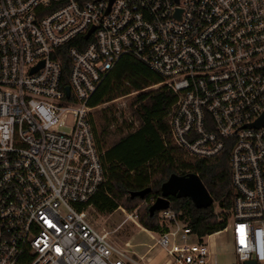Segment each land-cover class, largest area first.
<instances>
[{"label": "built area", "instance_id": "2783aa9c", "mask_svg": "<svg viewBox=\"0 0 264 264\" xmlns=\"http://www.w3.org/2000/svg\"><path fill=\"white\" fill-rule=\"evenodd\" d=\"M126 56L174 96L184 156H228L225 228L158 212L164 264H214L221 232L264 264V0H0V264H137L87 212L107 181L89 102Z\"/></svg>", "mask_w": 264, "mask_h": 264}, {"label": "trees", "instance_id": "16d2710c", "mask_svg": "<svg viewBox=\"0 0 264 264\" xmlns=\"http://www.w3.org/2000/svg\"><path fill=\"white\" fill-rule=\"evenodd\" d=\"M68 65H65V78ZM163 80L142 63L130 58H121L92 96L89 106L106 107L115 100L135 94L131 103L132 115L138 127L132 133L114 141L104 148L108 136L107 127L115 120L110 110L103 112L100 133L95 134L101 150H104L102 164L107 181L89 205L101 214H111L127 204L142 201L130 198L132 192L151 188L144 199L151 201L160 196L161 185L173 174L186 176L195 174L213 199L207 209H196L187 198H168L169 209L180 214V219L200 236L222 231L226 225V211L229 209L227 193L230 171L228 156L225 154L214 160H200L184 156L183 152L170 140L167 112L174 96L167 86L148 89ZM143 199V200H144ZM215 204L220 212L215 214ZM128 210L132 207L128 206ZM139 225L147 231L159 232L158 213L150 216L148 210L139 219Z\"/></svg>", "mask_w": 264, "mask_h": 264}, {"label": "rangeland", "instance_id": "374dc122", "mask_svg": "<svg viewBox=\"0 0 264 264\" xmlns=\"http://www.w3.org/2000/svg\"><path fill=\"white\" fill-rule=\"evenodd\" d=\"M135 94L119 98L115 100L111 105L106 107H100L92 112V118L96 127L97 133H100L102 127L101 117L103 116L104 108L107 111L110 110V114L115 119L107 129L106 145L104 148L110 147V145L117 141L122 136L135 131L138 127L136 117L132 115L131 103L133 102ZM146 199L142 201H135L127 204L121 203L116 211L111 214H101L93 206L87 209L88 219L90 224L98 231L107 236V239L119 250L123 251L128 257L138 262V264H147V251L154 245L158 235H148L141 230L139 225V219L146 215L148 205ZM128 206L132 209L128 210ZM215 208L218 205L215 204ZM123 210V211H122ZM136 214V218L132 216ZM131 216V218H129ZM133 217V218H132ZM209 243L215 245L214 251V264H234L235 257L233 247L231 246V240L228 232H221L220 234L212 236ZM153 249V248H152ZM155 254L156 252L153 251ZM151 254V255H154ZM142 257V258H141ZM167 258L165 256H156L157 264L166 263Z\"/></svg>", "mask_w": 264, "mask_h": 264}, {"label": "water", "instance_id": "95a60500", "mask_svg": "<svg viewBox=\"0 0 264 264\" xmlns=\"http://www.w3.org/2000/svg\"><path fill=\"white\" fill-rule=\"evenodd\" d=\"M177 1V0H175ZM113 0H110V4ZM66 94L69 93V89L66 88ZM264 123V115L255 124L256 127L261 126ZM152 192L151 188H146L141 191L132 192L130 198L144 199ZM175 197L177 199L187 198L189 199L196 209H207L213 204V199L202 184L199 177L195 174H189L186 176L171 175L160 187V196H158L151 206L148 208L150 216H154L155 213L165 211L169 209L170 201L168 198ZM245 264H254L253 262H245Z\"/></svg>", "mask_w": 264, "mask_h": 264}, {"label": "crops", "instance_id": "0c3cea01", "mask_svg": "<svg viewBox=\"0 0 264 264\" xmlns=\"http://www.w3.org/2000/svg\"><path fill=\"white\" fill-rule=\"evenodd\" d=\"M92 121H93V131H94V136H95V139H96V142H97V146H98V148H99V150L102 152V153H104V150H101V148L99 147V144H98V141H97V135L95 134V125H94V120H93V118H92ZM141 230L143 231V232H145L146 234H148V235H154V234H156V233H154V232H150V231H147V230H145L144 228H142L141 227ZM214 236V235H213ZM212 238V237H211ZM210 238V239H211ZM157 240V239H156ZM156 240H155V243H154V245L151 247V249H149L148 251H147V254H148V258H147V260H148V263L147 264H157L156 263V256H157V254H158V256H159V258H160V256H165L164 255V252L157 246V244H156ZM210 241V240H209ZM210 247H211V250H212V252L214 253V251H215V245L214 244H211L210 243ZM153 248V249H152ZM153 251H155L156 253L154 254L153 253ZM151 254H154V255H151ZM142 258V257H141ZM137 264H138V262H137Z\"/></svg>", "mask_w": 264, "mask_h": 264}]
</instances>
